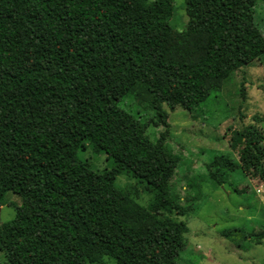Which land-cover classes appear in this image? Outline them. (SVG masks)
<instances>
[{"label":"trees","instance_id":"trees-1","mask_svg":"<svg viewBox=\"0 0 264 264\" xmlns=\"http://www.w3.org/2000/svg\"><path fill=\"white\" fill-rule=\"evenodd\" d=\"M259 1L184 0L176 31L173 0H0V206L21 199L0 225L7 264H181L187 225L171 214L190 210L170 197L178 157L163 105L193 112L253 63L244 33ZM138 87L165 127L154 141L119 106ZM240 139L264 157L258 128L235 132L232 149ZM84 141L113 167L78 159ZM238 167L223 154L206 165L213 178ZM122 172L154 190L148 207L115 187Z\"/></svg>","mask_w":264,"mask_h":264},{"label":"rangeland","instance_id":"rangeland-1","mask_svg":"<svg viewBox=\"0 0 264 264\" xmlns=\"http://www.w3.org/2000/svg\"><path fill=\"white\" fill-rule=\"evenodd\" d=\"M173 5L171 26L182 31L187 22L184 0H173ZM247 21L244 35L256 55L253 63L232 72L220 90L193 112L179 107L172 111L163 105L169 124L167 145L178 157L170 197L190 210L185 216L171 214L187 225L185 247L177 257L181 264H264V157L253 158L243 139L236 148L231 147L232 135L244 126L253 125L264 135V1L247 14ZM242 77L246 81L244 100L240 95ZM119 106L139 113L152 141L164 131L141 87L125 96ZM82 146L77 157L93 171L113 167V160L104 152H95L87 141ZM221 154L239 167L234 172L216 171L213 178L206 165ZM114 185L145 207L155 197L151 186L131 172L117 175ZM20 203L17 195L6 193L0 225L14 219L15 206ZM103 263L116 264L108 257ZM0 264H7L1 250Z\"/></svg>","mask_w":264,"mask_h":264}]
</instances>
